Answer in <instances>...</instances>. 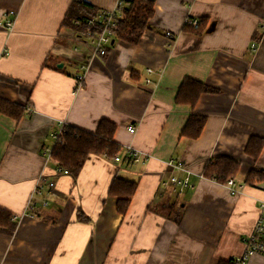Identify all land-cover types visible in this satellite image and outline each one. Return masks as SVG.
I'll use <instances>...</instances> for the list:
<instances>
[{"label":"crops","instance_id":"0c3cea01","mask_svg":"<svg viewBox=\"0 0 264 264\" xmlns=\"http://www.w3.org/2000/svg\"><path fill=\"white\" fill-rule=\"evenodd\" d=\"M80 1L111 10L116 0ZM71 2L0 0L1 20L16 12L9 33L0 26V98L25 110L19 119L0 114V207L15 222L11 233L0 231V264H218L234 258L264 200L259 182L245 183L251 167L264 170V33L257 31L264 0H154L138 43L113 39L105 56L94 58L92 38L62 24ZM189 18L203 21L200 33L183 30ZM81 64L89 68L74 92ZM146 68L154 71L150 85L141 84ZM185 77L217 91L202 93L193 106L176 103ZM190 115L205 119L196 138L181 135ZM102 119L116 126L120 160L89 155L76 177L58 172L45 155L58 124L94 132ZM250 137L263 139L255 159L245 153ZM128 145L142 161L122 158ZM219 156L240 162L237 193L202 176L206 162ZM177 159L185 171L166 164ZM185 172L193 185L181 194L163 185ZM116 174L137 183L124 214L108 196ZM40 175L54 187L35 191ZM30 198L34 208L25 212ZM162 203L182 208L179 224L165 216L168 210L156 211ZM246 264H264V255Z\"/></svg>","mask_w":264,"mask_h":264},{"label":"trees","instance_id":"16d2710c","mask_svg":"<svg viewBox=\"0 0 264 264\" xmlns=\"http://www.w3.org/2000/svg\"><path fill=\"white\" fill-rule=\"evenodd\" d=\"M154 0H124L123 8L120 10V17L117 18L114 40H121L128 44H136L140 40L143 32L148 28V20L153 15ZM98 9L87 2L72 0L68 7L62 24L73 29H79L81 33L94 30V27L86 24L87 19L95 18ZM75 20L81 21L82 25L74 24ZM99 28V23L96 24ZM192 28V29H191ZM203 29V21L197 19L196 27L185 24L183 30H193L200 33ZM257 41V38L253 40ZM111 46V45H110ZM109 46V47H110ZM108 47V48H109ZM107 48V49H108ZM106 49V52H107ZM106 52L103 56H105ZM217 90L202 82L185 77L179 85L175 96L176 103L188 104L193 106L202 93H214ZM0 114L13 119H19L25 114V110L19 104L0 98ZM205 119L202 116L190 115L181 130V135L188 138H196ZM59 140L54 144L50 158L57 163L58 167L65 169L72 177H76L81 170L86 158L89 155H100L107 158L120 154V147L113 141L116 126L105 119L99 121L94 132L83 131L74 127H65ZM263 146V139L250 137L245 153L253 159L257 158ZM122 158L129 161L130 158L123 152ZM240 162L228 156H219L206 162L202 176L213 179L218 183H226L229 178L237 175ZM264 180V170L251 167L246 179V184L260 183ZM136 181L125 179L117 174L110 182L108 196L115 198L116 211L124 214L129 206L130 200L136 189ZM166 209L165 216L179 224L182 216V208L173 204H159L156 211ZM78 212V217H81ZM15 227L13 214L7 209L0 207V231L11 233ZM218 264H233L232 259L221 260Z\"/></svg>","mask_w":264,"mask_h":264},{"label":"built area","instance_id":"2783aa9c","mask_svg":"<svg viewBox=\"0 0 264 264\" xmlns=\"http://www.w3.org/2000/svg\"><path fill=\"white\" fill-rule=\"evenodd\" d=\"M124 0H116L115 6L111 10H98L97 16L95 18L87 19L86 24H88L91 27H94L95 29L88 30L85 33H82V35L88 36L92 38L93 42V48L91 52V57L94 58L96 56H103L106 52V49L111 45V40H113L114 33L116 30V23L117 18L120 17V10L123 7ZM16 12L14 10H9L5 14V18L2 21L0 18V26H2L5 30H10L13 26L14 18H15ZM187 24H190L192 27H196L197 20L196 19H187L185 21ZM99 23V28L96 26V24ZM74 24L77 26H81L82 23L79 20H75ZM257 31L259 33H264V23L260 24V26L257 28ZM165 35L169 38L172 37L170 32H165ZM251 47L255 49V45L252 44ZM3 54H6V52H3ZM88 69V65H81L80 66V74L76 77V87L79 89L81 86V81ZM146 76L142 79L141 84L144 85H150L152 84L151 74L154 73V71L151 68L145 69ZM76 88V89H77ZM63 122H60L58 124V130L54 131L51 134L52 138V146L50 148L46 149L45 155L46 157H50V153L52 150L53 145L59 140L60 134L63 133L65 130V126ZM127 129L130 133H133L135 131L134 125H128ZM125 152L126 156L130 158L131 162H139V160L142 158L141 152H139L137 149L133 148L132 146L128 145L125 146ZM114 161H119L120 156L116 154L113 157ZM166 164L174 168L178 171H185L186 167L184 166L183 162L181 160H168ZM56 170L60 173L67 174V171L61 167L56 168ZM42 185H47L50 189L54 187V182L49 181L44 175L38 176L36 183H35V191H37L39 188H41ZM163 185L167 186L170 185L172 187V190L176 194H181L186 188H191L192 183L189 178V174L185 172L183 176L178 175H171L167 180L163 181ZM228 191L232 193L238 192V186L235 185L234 178H229L226 183H224ZM260 187L262 190H264V180L260 182ZM44 205L46 202L43 203ZM34 203L32 199L30 198L28 202L26 203L25 212H28V210H33ZM258 214L257 217L252 224L249 232L245 235V237L242 240L243 249L242 251L237 254L234 258H232L233 264H246L248 259L255 255L260 254L264 255V200L260 201L258 204Z\"/></svg>","mask_w":264,"mask_h":264},{"label":"rangeland","instance_id":"374dc122","mask_svg":"<svg viewBox=\"0 0 264 264\" xmlns=\"http://www.w3.org/2000/svg\"><path fill=\"white\" fill-rule=\"evenodd\" d=\"M123 8V7H122ZM4 20V19H3ZM2 20V21H3ZM13 24H14V22H13ZM12 28H13V26H12ZM12 28L10 29V30H6V31H8V33L12 30ZM4 29V28H3ZM5 30V29H4ZM78 34H80V35H82V33L79 31V29H74ZM6 54H7V52H6ZM3 55H5V54H3ZM81 65H88V64H81ZM80 65V66H81ZM80 66H79V70H80ZM88 68H89V66H88ZM88 70V69H87ZM80 74V71L78 72V74L75 76V84H74V92H76V91H78L79 89H81L82 88V85H83V81H84V77H85V75H84V77H83V79H82V81H81V86L79 87V89L76 87V77L78 76ZM86 74V73H85ZM77 88V89H76ZM67 127V126H66ZM65 131H66V129H64ZM53 133V132H52ZM62 134V133H61ZM61 134H60V136H61ZM60 138V137H59ZM53 141V140H52ZM54 146V145H53ZM53 148V147H52ZM50 158V157H49ZM51 159V158H50ZM143 160V158H141L139 161H142ZM132 163H134V162H132ZM137 163V162H136ZM68 173V172H67ZM213 180V179H212ZM259 185V187H260V183L258 184ZM261 188V187H260ZM238 191H239V187H238ZM246 235V234H245ZM245 237V236H244ZM243 237V238H244ZM243 240V239H242ZM242 249H243V245H242ZM242 249H241V251H242ZM240 251V252H241Z\"/></svg>","mask_w":264,"mask_h":264},{"label":"water","instance_id":"95a60500","mask_svg":"<svg viewBox=\"0 0 264 264\" xmlns=\"http://www.w3.org/2000/svg\"><path fill=\"white\" fill-rule=\"evenodd\" d=\"M113 43V40H111V44Z\"/></svg>","mask_w":264,"mask_h":264}]
</instances>
